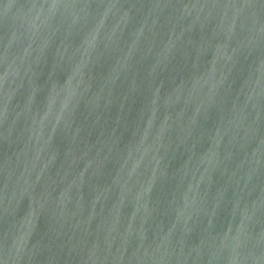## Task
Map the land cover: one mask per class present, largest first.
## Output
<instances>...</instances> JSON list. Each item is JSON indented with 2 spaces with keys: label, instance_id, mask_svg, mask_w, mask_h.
<instances>
[{
  "label": "water",
  "instance_id": "obj_1",
  "mask_svg": "<svg viewBox=\"0 0 264 264\" xmlns=\"http://www.w3.org/2000/svg\"><path fill=\"white\" fill-rule=\"evenodd\" d=\"M0 264H264V0H0Z\"/></svg>",
  "mask_w": 264,
  "mask_h": 264
}]
</instances>
